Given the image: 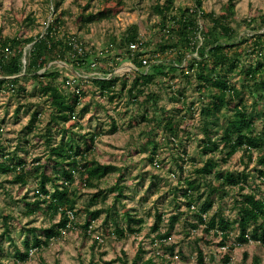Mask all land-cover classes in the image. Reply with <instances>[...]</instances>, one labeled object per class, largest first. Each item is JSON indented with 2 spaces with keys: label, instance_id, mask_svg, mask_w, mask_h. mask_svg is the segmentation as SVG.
<instances>
[{
  "label": "trees",
  "instance_id": "1",
  "mask_svg": "<svg viewBox=\"0 0 264 264\" xmlns=\"http://www.w3.org/2000/svg\"><path fill=\"white\" fill-rule=\"evenodd\" d=\"M139 1L133 0L136 4ZM175 1L153 2L151 14L157 15V21L151 26L146 23L147 30H150L147 39L141 38L142 28L138 23L131 25L121 35H111L100 43L93 36L88 37L85 30H90L91 23L110 16L104 9L90 10L91 5L95 4L94 0H87L74 16L79 30L76 33L67 29L66 16L70 11L61 8L64 0H46L52 18L46 20L44 30L34 35L28 36L21 31L15 35H5L0 27V88L21 96L26 93L23 80L29 78L37 83L51 108L50 123L38 131L41 136H53L52 121H70L69 138L50 146L51 152L45 161L37 158L28 164L18 156L16 150H3L0 142V170L3 174L11 178V182H17L19 188L29 183L30 176L36 179L34 198L28 192L21 197L25 202V214L30 216L42 212L51 219L60 214L58 221L50 220L38 229L34 225H24L23 228L31 236L24 239L22 248L16 244L14 252L6 253L12 258L11 261L4 263L0 260V264L28 263L34 248H47L53 239H59L77 228L84 229L88 236L90 226L102 213L105 214L104 223L112 221V226L107 229V234L92 235L88 260L79 256L82 264L99 263L96 260V247L106 238L124 241L132 235L134 252L129 255L122 249L116 256L120 264H178L179 259H190L181 246L177 247L176 243L170 241L180 218L179 208L168 216L167 221L165 213L156 209L155 220L150 228L156 234H146L150 236L153 246L162 251L147 256L149 249L142 234L144 219L128 209L119 215L117 209L125 187L121 175L111 187H102L103 179L113 171H120V167L96 157L94 142L99 134L97 131H84L77 137L78 133L72 126L74 122L78 124L76 112L81 116L88 110L89 103H82V96L85 95L82 87L79 83L75 87L72 85L84 80L93 84L94 93L99 92L109 100L126 94L132 114L139 112L143 120L155 121L153 127L161 129L167 141H175L179 130L189 134L191 129L188 126L182 128L180 124L189 113L193 115L197 110L195 103L187 104L183 90L176 92L169 79L168 87L174 89L172 98L181 101L186 108L184 114L170 116L159 103L160 93L153 88L158 81L164 82L169 75L176 73L188 83L195 79L196 90L204 93L200 98L199 123L196 127L203 135L199 145L206 157L202 159L201 165L192 157L196 176L185 177L182 187L175 186V189L183 188L187 208L195 217V221H187L186 224L189 229L199 228L202 224V239L205 240L206 234L212 231L221 239L220 243L226 245L220 255L217 256L215 252L210 255V264H231L236 247L242 249L239 264H248L249 259L252 264H261V252L264 251V190L261 189L264 168L255 169L258 178V182H255L256 177L253 174L251 176L250 170H227L222 168V164L232 154L242 150L248 161L253 160L256 152L258 164L264 166V123L261 129L255 127L257 119L264 121V30L260 32L264 29V11L238 20L236 0H227L217 12L204 9L203 0H195L193 5L187 6H177ZM28 20L33 23L35 19L28 17ZM244 26L254 32L240 34ZM156 29L159 40L153 44L152 34ZM132 43H136L135 48H131ZM143 59H147V62L143 63ZM125 60L133 61L135 68L123 75L115 74L114 69ZM55 61L64 62L67 66L59 69ZM61 71L62 84L56 81ZM94 71V75L89 78L81 74ZM234 74H238L241 79L239 87L236 81H232ZM246 91L252 97L250 103L244 97ZM148 103L152 111L149 106L139 109ZM20 109L21 106L16 110ZM41 112L40 108L32 109V124L28 125V130L38 128L36 124L41 121ZM111 127L112 130L117 128L114 117ZM153 130L148 129L146 135L154 144L149 154L150 160L157 163V141ZM185 156V152L178 153L181 169L183 162L180 160L184 161ZM48 182L52 183V187L47 185ZM74 185L97 190L82 208L85 212L82 223L73 219L77 215L78 197L77 188L72 189ZM110 191L114 199L110 205H106ZM234 191L242 195L241 198L235 197L234 216L224 215L219 208L209 214L218 198L222 199ZM98 199L102 205L93 208ZM196 200H199L198 205L195 204ZM1 215H4L2 210ZM3 231L14 241L7 222ZM251 243L255 245L252 253L248 249ZM196 254L198 264H206L209 255L204 253L201 244L196 246ZM155 256L158 261H155ZM113 261L104 260L101 264H112ZM53 264L61 263L56 257Z\"/></svg>",
  "mask_w": 264,
  "mask_h": 264
},
{
  "label": "rangeland",
  "instance_id": "2",
  "mask_svg": "<svg viewBox=\"0 0 264 264\" xmlns=\"http://www.w3.org/2000/svg\"><path fill=\"white\" fill-rule=\"evenodd\" d=\"M86 1L64 0L61 6L62 9L70 11V14L66 17L67 29L71 33L79 32L74 16ZM155 1L140 0L136 4L133 0H125L123 3L119 0H109L108 2L102 0L96 6L100 0H94L95 4L91 5L89 9L93 11H97L99 8L104 9L110 16L103 21L91 23L90 30H85V33L88 37L93 36L100 43L108 40L111 35H121L131 25L138 23L142 28L140 31L141 38L147 39L150 35V30H147V24L151 26L157 21V15L151 14V5ZM194 1L176 0L175 4L177 6H187L193 5ZM226 1L203 0V7L206 10L213 9L217 12ZM235 9L236 18L240 20L243 17L263 12L264 0H236ZM28 17L35 19L33 23L28 20ZM50 18H52L51 10L48 9L46 0H0V27L5 35H15L18 31L28 36L34 35L45 29L46 20ZM263 30L261 29L260 32ZM244 32L252 34L254 30H249L244 26L240 29V34ZM152 35L154 44L159 40L158 29ZM55 63L59 65V69L67 66L61 61H55ZM69 67L71 68L72 66L69 65ZM133 68H135L133 61L125 60L114 69V73L123 75L124 73H129ZM94 73L95 71L81 74L89 78ZM62 77L63 72L61 71L56 81L62 84L60 82ZM231 78L232 81H236V86L239 87L241 83L239 75L234 74ZM169 79H171V82ZM168 81L173 83L175 91L183 90L187 96V104L194 102L197 108L193 115L189 113L185 121L180 124L182 128L188 126L191 132L188 134L179 130V136L175 141L170 142L164 139L162 130L153 127L155 121L148 122V120H143L139 112L132 114L131 108H128L126 94L109 100L99 92L94 93L93 84L84 80L74 82L72 85L75 87L79 83L82 87L85 93L82 96V103H89L88 110L81 116L76 112L78 124L74 122L72 126L73 130L78 133L77 137L84 131H97L99 134L94 142L96 157L102 162L114 163L120 167V171H113L103 179L102 187H111L121 175V182L124 183L125 187L123 189L124 195L121 198L122 202L118 203L117 209L119 215H122L123 211L128 209L137 217L144 219L142 222V234L149 249L147 256L156 255L158 251H162L161 248L153 246L150 236L146 234L149 232L152 235L156 234L150 230L155 220L156 209L165 213V221H167L168 216L179 208L181 211L180 218L176 223L170 241L176 243L177 247L181 246L190 256V259L188 261L179 259L177 263L198 264L196 246L201 244L204 248V253L209 255L206 259V264H210V255L214 252L217 256L220 255L226 245H222L220 243L221 239L212 234V231L209 235L206 234L207 238L205 240L202 239L201 236L204 233L201 230L202 224L199 228L189 229L190 227L186 223L187 221H195V217L187 208V199L183 195V188L175 189L176 185L180 187L184 185L185 177L196 176L193 171L192 157L197 160L198 165H201L202 159L206 157L201 152L199 145L203 135L196 127L199 123L200 98L204 93L196 90L195 79L192 83H188L179 73L169 75L164 82L158 81V83H155L153 88L161 95L159 103L170 116L178 117L185 113L186 108L181 101L172 98L174 89L172 90L168 87ZM23 83L26 86V93L21 96L0 88V142L3 150H16L20 158H24L28 164H31L37 158L45 161L51 152L50 146L60 144L63 139L69 138L70 121H52L53 136L50 138H47V135L41 136L38 131H41L44 126L50 123L48 119L51 108L47 101L48 98L42 94L37 83H34L31 79H25ZM244 97L249 103L251 102L252 97L247 91ZM19 106H21V109L17 111L16 109ZM146 106L151 108L150 103H148L140 106L139 109L143 110ZM34 107L41 109V121L36 124L38 128L31 131L28 130V125L32 124L30 117ZM112 117H114L117 124L115 130H112L111 127ZM263 123L264 121L257 119L255 127L261 129ZM148 129H154L153 134L157 141L155 147L158 150L157 163L152 162L149 157L154 144H151L150 139L146 135ZM179 152H185L186 155L184 161L180 160L181 163L183 162V169L178 165L177 157ZM257 156L258 154L255 152L253 160L248 161V158L243 156L242 150H239L222 164V168L232 171L248 169L251 171V176L253 174L256 177L257 171L255 169L264 168L262 164H258ZM247 164L248 166H246ZM199 180L197 177V181ZM35 181L36 179L30 176L29 183L23 188H19L17 182H11V178L5 176L0 170V210L4 213V215L0 216V260L4 263L12 260L6 253L8 251L14 252L16 244L22 248L24 239L31 236V233L23 228L24 225H34L38 229L48 224L50 220L53 222L58 221L60 217V214H56L51 219L42 212L33 213L30 216L25 214V202L21 197L28 192L30 197L34 198ZM255 182H258L257 177ZM47 185L52 187L51 182H48ZM76 188L78 190L77 215L73 219L82 223L85 219V212L82 208L88 202L91 194L97 190L96 188L72 186V189ZM261 189L264 190V184H261ZM235 197L241 198L242 195L238 191H234L222 199L218 198L209 214L219 208L224 215L228 217L234 216L236 212L234 206ZM113 199L114 194L110 191L106 198V205H110ZM195 204L198 205L199 200H196ZM101 205L102 202L98 199L97 203L93 204V208ZM104 215L102 213L94 220L90 226L88 236L85 235L84 229L77 228L59 239H53L47 248H34L31 259L25 264H53L56 257L61 264H82L79 256L82 255L88 260L92 235L102 236V234H107V229L112 226V221H108V224L104 223ZM5 222L9 224L10 236L13 237L14 241L3 231ZM122 249H125L129 255L133 254L135 249L133 235L124 241L116 240V238L111 240L106 238L101 242V245L96 247L98 264L104 263V260L109 261L112 259L114 260L112 264H120L116 256L120 254ZM248 249L252 253L255 245L251 243ZM101 253H103V257ZM241 257L242 249L236 247L232 253L231 264H239ZM261 259V264H264V251L261 252ZM155 261H158L156 256ZM248 264H252L250 259Z\"/></svg>",
  "mask_w": 264,
  "mask_h": 264
},
{
  "label": "built area",
  "instance_id": "3",
  "mask_svg": "<svg viewBox=\"0 0 264 264\" xmlns=\"http://www.w3.org/2000/svg\"><path fill=\"white\" fill-rule=\"evenodd\" d=\"M131 48H135L136 47V43H132L131 45ZM147 62V59H143V63H146Z\"/></svg>",
  "mask_w": 264,
  "mask_h": 264
}]
</instances>
